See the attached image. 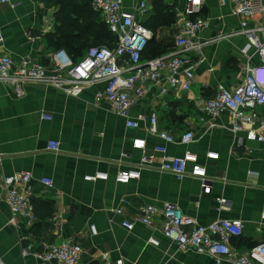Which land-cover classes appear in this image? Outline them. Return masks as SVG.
<instances>
[{
  "label": "crops",
  "instance_id": "1",
  "mask_svg": "<svg viewBox=\"0 0 264 264\" xmlns=\"http://www.w3.org/2000/svg\"><path fill=\"white\" fill-rule=\"evenodd\" d=\"M122 1L124 10L130 11L141 0ZM156 1L169 8L175 17L173 24L156 28L151 20L155 17ZM83 2L87 1L78 0L79 5ZM186 3L187 0L149 1L150 10L142 23L155 29L152 38L167 50L174 49L179 15ZM58 12L59 6L49 0H14L0 5V52L17 64L29 59L47 65L49 55L56 49L46 35L60 32L65 25ZM199 16L205 19L207 27L196 39L203 44L200 56L189 54L193 61L203 59L197 61L191 88L160 94L159 85L167 76L164 72L160 82L146 86L144 97L130 111L133 120L153 113L159 130L174 137L192 132L194 139L188 146L165 145L146 132V123L138 129L126 128L124 119L114 115L107 104L96 101L95 94L102 86L85 88L78 97H71L45 84H27L24 95L18 98L0 84L3 264H47L39 256L47 246L64 240L82 248L80 264H115L119 260L122 264H216L213 258L191 248L181 251L165 238L161 217L155 219L151 228L136 224L132 231H127L121 226L140 207H161L164 203L176 205L200 225L216 219L244 224L242 235L231 244L234 255L220 257L222 264H232L263 240L264 145L248 140L244 132L232 133L227 115L210 125L212 121L202 109L216 86L231 89L241 80L245 60L240 51L245 41L235 34L239 19L231 14L229 6H222L217 0H201ZM81 25L80 18L71 31L77 33L76 27ZM219 37L222 38L217 40ZM136 139L145 140L144 150L133 148ZM49 141L60 143L57 153L47 150ZM162 145L167 148V157L181 156L185 151L197 156L206 170L208 194L202 192L197 179L186 177L179 181L159 171L163 157L154 148ZM143 156L152 158L150 165H141ZM137 168L138 180L128 184L115 182L119 172ZM22 172L32 176L31 203L36 219L27 225L24 218L18 217L14 227L8 223L10 211L1 180ZM96 173L107 174L108 179L84 180ZM41 178L51 179L52 189H43L38 183ZM219 198L226 201L222 208L217 203ZM116 210L122 213L116 214ZM91 225L95 227L94 236L89 231ZM102 255L108 257L107 263L101 260Z\"/></svg>",
  "mask_w": 264,
  "mask_h": 264
},
{
  "label": "built area",
  "instance_id": "2",
  "mask_svg": "<svg viewBox=\"0 0 264 264\" xmlns=\"http://www.w3.org/2000/svg\"><path fill=\"white\" fill-rule=\"evenodd\" d=\"M13 1L0 0V5H8ZM149 1L153 0H141L130 11H126L122 0H92L93 10L116 38L113 49L90 47L77 61L72 60L64 50H55L49 55L47 65L29 59L17 64L0 52V84L8 87L18 98L24 95L27 84H45L71 97H78L85 88L102 86L95 94L96 101L107 104L114 115L124 119L126 128L138 129L142 123H146V132L165 145H190L194 139L192 132L174 137L159 130L157 117L153 113L149 116L139 115L133 120L130 111L144 97L146 86L160 82L164 72L167 76L164 83L159 85L160 94L188 91L193 85L198 59L193 61L189 54L200 56L203 44L196 39L207 27L205 19L199 16L201 0H187L179 15L174 49L163 56L143 61L142 53L153 37L151 30L142 23L150 10ZM217 1L222 6H229L231 14L239 19V30L235 34L244 38L245 44L240 53L245 62L240 82L231 89L223 85L216 86L213 95L204 101L202 109L212 121L210 125L214 126L216 119L227 115L232 133L244 132L248 140L264 145V86L261 85L264 82V4L262 0ZM2 44L0 31V47ZM202 61L200 58L198 62ZM256 73L258 82L255 80ZM165 145L154 148V152L163 157L158 166L159 171L169 173L179 181L186 177L197 179L202 192L208 194L210 187L206 170L199 164L197 156L185 151L181 156L167 157ZM46 147L48 151L57 153L60 143L49 141ZM145 147L144 139L133 142L136 150H144ZM151 162V157L143 156L141 159L142 166L150 165ZM139 168L119 172L115 182L128 184L138 180ZM107 179V174L103 173L84 178L89 182ZM31 180V174L26 172L15 173L1 180L4 201L10 211L9 225L16 227L18 217L24 218L27 225L35 222ZM38 183L46 190L53 187V181L49 178H41ZM225 202L222 198L217 199L220 208ZM115 213L121 214L122 211L116 210ZM157 217H161L162 235L175 243L178 249L186 251L191 248L197 254L213 258L216 264H222L220 257L234 255L232 241L239 238L244 229L242 222L227 219H216L208 225H200L170 203H164L161 207L142 206L131 219L123 220L121 226L127 231H132L136 224L151 228ZM186 228L190 229L189 232ZM89 231L92 236L96 235L93 225ZM149 242L154 244L152 239ZM82 253L79 245L64 240L47 246L39 259L47 264H80ZM23 255H27L26 251H23ZM101 260L107 263L108 257L102 255ZM0 264L3 263L0 261ZM115 264L122 262L119 260ZM232 264H264V238L244 255L235 258Z\"/></svg>",
  "mask_w": 264,
  "mask_h": 264
},
{
  "label": "trees",
  "instance_id": "3",
  "mask_svg": "<svg viewBox=\"0 0 264 264\" xmlns=\"http://www.w3.org/2000/svg\"><path fill=\"white\" fill-rule=\"evenodd\" d=\"M59 6L60 20L65 24L62 30L55 34L46 35L48 43L56 50H64L67 55L74 61L82 58L90 47H108L113 49L116 38L111 35L106 25L101 21L98 13L92 10V0H86L82 5L78 4V0H49ZM155 17L151 20L157 26L170 25L175 22V17L169 11V8L156 1L154 4ZM78 15V18L75 16ZM82 19V24L78 28L77 33H73V25L78 19ZM146 28L151 30L153 36L155 29L152 26L144 24ZM172 49L167 50L165 47L158 45L154 38L150 40L144 52L142 60H150L167 54ZM34 209V206H33ZM36 217V209H34Z\"/></svg>",
  "mask_w": 264,
  "mask_h": 264
},
{
  "label": "clouds",
  "instance_id": "4",
  "mask_svg": "<svg viewBox=\"0 0 264 264\" xmlns=\"http://www.w3.org/2000/svg\"><path fill=\"white\" fill-rule=\"evenodd\" d=\"M262 75H263V77H264V71H262ZM255 80H256L257 82L259 81V77H258V74H257V73H256V75H255ZM261 85L264 86V82H263Z\"/></svg>",
  "mask_w": 264,
  "mask_h": 264
},
{
  "label": "water",
  "instance_id": "5",
  "mask_svg": "<svg viewBox=\"0 0 264 264\" xmlns=\"http://www.w3.org/2000/svg\"><path fill=\"white\" fill-rule=\"evenodd\" d=\"M150 40H152V39H150Z\"/></svg>",
  "mask_w": 264,
  "mask_h": 264
}]
</instances>
